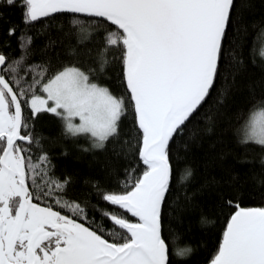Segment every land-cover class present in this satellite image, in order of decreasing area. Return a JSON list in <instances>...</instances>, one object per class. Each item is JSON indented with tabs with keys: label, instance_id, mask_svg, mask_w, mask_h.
I'll list each match as a JSON object with an SVG mask.
<instances>
[{
	"label": "snow or ice",
	"instance_id": "6c2138e0",
	"mask_svg": "<svg viewBox=\"0 0 264 264\" xmlns=\"http://www.w3.org/2000/svg\"><path fill=\"white\" fill-rule=\"evenodd\" d=\"M6 8L20 11V23ZM252 8V0H0V264H176L194 249L175 247L172 224L198 210L209 223L205 197L229 212L210 264H264V77L242 83L249 65L264 72L255 39L245 56ZM245 88L246 117L228 121L237 163L259 156L252 191L247 172L225 167L236 151L223 129L193 190L195 169L177 171L178 151L217 135ZM48 114L58 136L37 129ZM64 141L94 161L102 155L115 186L58 171L70 154ZM245 195L262 206H242Z\"/></svg>",
	"mask_w": 264,
	"mask_h": 264
},
{
	"label": "trees",
	"instance_id": "16d2710c",
	"mask_svg": "<svg viewBox=\"0 0 264 264\" xmlns=\"http://www.w3.org/2000/svg\"><path fill=\"white\" fill-rule=\"evenodd\" d=\"M252 6V12L246 13V23L248 24L249 35L247 37L245 56H248L249 48L252 46L253 40L255 39L254 55L257 61H260L264 59V56L261 55V53H264V34H262V30H264V0H252ZM5 12L11 21L20 23L21 13L19 10L6 8ZM66 22L67 21H65V23ZM4 29L6 31L7 25L4 26ZM10 39L11 47L12 49H15L17 46L16 38L12 37ZM35 44L40 46L43 44V40H36ZM5 51H9V49H5ZM35 59L39 60V55H37ZM262 77H264V72H261L258 68L249 65V73L244 77L242 83L246 84L249 80L256 81ZM259 94L260 92L258 90L257 95ZM250 105L251 100L247 89L245 88L242 91L237 92L233 99L229 101L227 116L219 124L217 135L204 137L202 146L197 147L193 144L189 152H184L183 149L178 151V155L181 159L179 161H174L177 171L184 169L185 166H190L195 169L196 182L191 185L193 190L199 186L204 178V165L207 159L206 154L209 152V145L218 139L221 134L220 130L223 129V137L228 142L226 148L228 150L236 151L235 157L229 156L224 162L225 167H233L235 171L241 174L242 179L244 178V174L247 172L249 179L245 185V192L247 193L252 191L253 182L250 177L252 171H260L259 156L255 154L249 156V159H253L255 161L253 164L237 163V160L242 156V153L238 149H234V145L231 142L233 132L229 129L228 121V118H231V123L233 125H238L239 122H242L243 118L241 121H237L235 118L236 113L243 111L246 117ZM204 126V121L201 120L198 127L202 129ZM37 129L39 131H43L49 136L55 137L58 136L60 132V125L55 117L48 114L45 115L43 119L38 121ZM187 135H189V133H186L185 137H187ZM63 143L67 146L70 154L67 157H59L56 160L58 171L66 170L68 173H72L79 179H83L84 177H94L99 179L102 183H106L109 188H113L115 186L114 181H105L104 173L101 171V164L103 163L102 155L100 156L99 162H97L93 160L91 154L80 152L73 146L71 141H64ZM79 143L86 145V141L83 139H81ZM222 147H225V145L218 144L215 151H220ZM55 151L59 153L60 148L57 147ZM125 166V161L121 160L120 167L123 168ZM139 171L140 169L137 168V173H139ZM210 171L214 172V174L218 176L220 175L218 167L210 169ZM79 189L80 185L78 184L77 190ZM214 199L215 198H213V200H208L205 197L202 201L203 212L209 217V223L204 225L199 223V210L190 215H186L183 218L182 223L173 222L172 228L174 229V233L170 234V240L175 236L179 237V239L176 240L175 247L180 249L186 245H191L194 249V254L188 259L177 256L176 264H210L211 259L214 257L218 246L222 241L223 231L226 228L229 216L228 211L220 212L214 206L210 207V205L214 204ZM103 206L108 208L112 207L110 205ZM242 206H262V202L259 197L253 198L245 195L242 198Z\"/></svg>",
	"mask_w": 264,
	"mask_h": 264
}]
</instances>
